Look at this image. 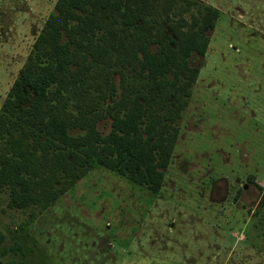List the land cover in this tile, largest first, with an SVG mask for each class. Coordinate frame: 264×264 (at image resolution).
Returning <instances> with one entry per match:
<instances>
[{"label": "rangeland", "instance_id": "obj_1", "mask_svg": "<svg viewBox=\"0 0 264 264\" xmlns=\"http://www.w3.org/2000/svg\"><path fill=\"white\" fill-rule=\"evenodd\" d=\"M57 2L0 0V115ZM129 4V24L170 22L199 49L187 59L196 73L177 84L188 94H176L171 135L150 133L168 152L153 163L160 178L144 186L96 164L44 210L13 209L0 188V264H264V0ZM206 9L217 16L200 39Z\"/></svg>", "mask_w": 264, "mask_h": 264}, {"label": "trees", "instance_id": "obj_2", "mask_svg": "<svg viewBox=\"0 0 264 264\" xmlns=\"http://www.w3.org/2000/svg\"><path fill=\"white\" fill-rule=\"evenodd\" d=\"M134 12L125 0H58L0 115V188L13 209L48 208L96 164L140 185L159 180L153 163L168 156L160 134L171 135L176 94H188L177 84L196 73L187 59L199 49L168 32L170 22L129 24ZM216 16L206 9L200 39ZM119 42L135 47L127 60ZM106 119L107 135L98 128ZM156 124L168 131L148 143Z\"/></svg>", "mask_w": 264, "mask_h": 264}]
</instances>
